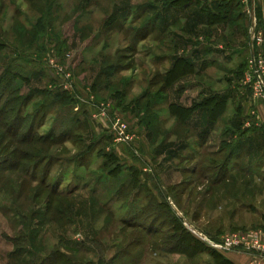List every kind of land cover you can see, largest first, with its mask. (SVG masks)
Segmentation results:
<instances>
[{"label":"rangeland","instance_id":"1","mask_svg":"<svg viewBox=\"0 0 264 264\" xmlns=\"http://www.w3.org/2000/svg\"><path fill=\"white\" fill-rule=\"evenodd\" d=\"M174 1L0 0V131L24 120L18 140H0V162L21 164L0 180V264H53L45 258L55 250L69 264H234L215 244L264 230L256 226L264 224V171L248 176L244 192L225 180L227 163L261 154L250 144L227 162L238 139L224 133L237 91L258 101L245 79L249 49L264 47L259 1L253 11L240 0L233 18L213 27L204 11L217 12L222 0H191L199 19L194 6L178 13ZM194 52V73L167 83L175 62ZM217 90L231 100L207 135V113H189ZM253 109L264 121V104ZM31 126L35 138L64 136L29 143ZM263 158L253 169L264 170ZM180 226L202 243L196 255L166 250Z\"/></svg>","mask_w":264,"mask_h":264},{"label":"crops","instance_id":"2","mask_svg":"<svg viewBox=\"0 0 264 264\" xmlns=\"http://www.w3.org/2000/svg\"><path fill=\"white\" fill-rule=\"evenodd\" d=\"M259 1V6H260V18L257 16L256 12L254 13V16L256 17V21H257V27H259L257 29V31H259V37L264 36V0H258ZM251 2V7L250 10H255V6L257 4V2L255 0H250ZM194 6V10L192 11V15L193 17H197L198 18V14L196 11H200L199 8L196 10V7L198 6V4L196 3H192L190 5V7ZM185 8L184 10H182L181 12L183 14H185L186 10L189 9ZM184 11V12H183ZM191 12V11H190ZM190 12H187L186 14H189ZM199 13V12H198ZM240 19L243 17V14L239 16ZM199 19V18H198ZM248 19L251 23V21L253 20V17L248 16ZM231 18H225L224 17V22L226 21H230ZM236 20V19H235ZM214 22H216L215 17H211L208 19V24L210 27L214 26ZM250 26V25H249ZM212 32H214L215 34V30L212 28L210 29V33L212 34ZM236 32V30H234L233 34ZM216 41V40H215ZM220 53L223 54V52L221 50H224L223 45H217ZM263 50H259V54H263L264 55V47L262 48ZM250 50V54H252V50L251 48ZM211 51V49L209 48L208 51H205V53H209ZM235 51V50H234ZM258 52V50H257ZM197 54L195 53L193 54V66L195 68V70L197 69V62L199 60H195L197 59ZM234 54V53H233ZM232 54V55H233ZM194 56H196L194 58ZM219 57L214 58L212 60V65L215 64L218 60ZM220 59V58H219ZM229 60H232V57L228 58ZM235 60V59H233ZM231 61H229L230 63ZM207 60H205V62H203V64L201 66H203V68L207 65ZM209 63V62H208ZM242 63V61H241ZM243 64V63H242ZM225 80V79H224ZM228 80V84H231V79H227ZM243 88H246L245 86L241 85ZM238 90L240 89L239 87L237 88ZM247 90V89H246ZM238 99H239V106L238 108L235 109L233 116L230 117L229 122L226 124L225 126V136H235L236 139H238V142H236V145H238L235 149V153L233 155H231L230 159L227 161L229 162L231 160V158H233L235 156V154H239L241 153V151L245 148H247L250 144L253 147L259 146L258 150L261 152V154L259 156H248V157H240L237 161V164L235 166H232L234 162L231 161L230 163H227L230 165V170H228L229 175H227L225 177V180L227 182L229 181H238L240 183V186L242 185L241 189L242 192H244V182L249 181L250 178L248 176L251 175H255L258 171H264L261 169H253V165L255 164H259L260 161H262L261 155L263 156L264 153V121L260 120V118L258 116H255L256 114L254 113V109L252 111H250L252 104L254 103H258L259 101L262 102L264 104V99H258L254 100V98H252V95H250V90L247 92H238ZM218 94L221 95H226L228 97V102L227 105L230 102V97L228 94H223V92H219L218 90L213 92L212 94L208 95V97H214ZM250 96V98H249ZM249 101H252L254 103H250ZM250 104V106L248 105V103ZM206 107H199L198 109H196L194 111V113H192L191 116H194L196 113H199L200 116H204L207 113V121H208V130H207V135H210L213 133L214 129L219 125L218 122L220 121V119L224 116V113L216 118V117H212L211 113L208 114V111L205 109ZM227 108V107H226ZM225 112V111H224ZM234 137V138H235ZM241 140V141H240ZM232 142V141H231ZM248 142V143H246ZM245 143V144H243ZM264 161V158H263ZM264 163V162H263ZM238 166V167H237ZM258 170V171H256ZM254 173V174H253ZM259 175H263L262 172ZM264 177V176H263ZM262 177V178H263ZM259 178V177H258ZM259 180V179H258ZM261 219L264 220V213L262 214ZM256 226L258 228L264 227L263 223H257ZM227 254V258L230 259L234 264H264V256L258 254L255 251H251V250H244V249H237L228 253ZM235 256V257H233Z\"/></svg>","mask_w":264,"mask_h":264},{"label":"trees","instance_id":"3","mask_svg":"<svg viewBox=\"0 0 264 264\" xmlns=\"http://www.w3.org/2000/svg\"><path fill=\"white\" fill-rule=\"evenodd\" d=\"M191 0H177L173 2L174 6L175 7H180L179 5H183L181 7V9L178 10V13H181L182 10H184L185 8H188L190 7V5L192 4V2H190ZM217 1V0H215ZM235 0H222L221 2L217 3L215 2V5L217 6L216 10L217 12H213V11H210V12H207V11H204V13L206 12V16L208 18H206V20H208L209 18H213L215 17L216 20H224V17L225 18H233L232 16H234L233 12L234 9L238 6H241V2L240 0H238V3L236 5H234ZM168 4V3H167ZM177 5V6H176ZM238 5V6H237ZM177 11V10H176ZM197 12V11H196ZM201 12H203L201 10ZM198 13V12H197ZM232 15V16H230ZM242 15V14H239V16ZM185 62L187 65L186 68L182 69V70H179L180 67H179V63L178 62ZM195 70L194 66H193V63L191 60H188V59H183L181 58L179 61L175 62L174 66L172 69H170L169 71V78L167 79V83L169 82L170 85L172 84H175L178 82V80L185 76V75H188V74H192L194 73L193 71ZM175 72V73H174ZM170 73H174L175 75L173 77L170 76ZM1 80H2V77H0V85H1ZM169 80V81H168ZM60 97L56 96V98H52L50 99V101L48 102L49 104H51L52 102H55L56 100H58ZM227 102H228V97L226 95H221V94H218L214 97H206L205 99H203L202 103H197L199 104L197 108H192V110L189 108V110H191V112L189 113V115H192V113H194V111L196 109H198L199 107H206L205 109L208 111V114L211 113L212 117H220L226 107H227ZM179 105V110H181V113H183V111L186 109V108H183V106ZM1 106H0V114H1ZM174 108V104H171L170 105V109H171V112L174 113V115H176L177 117H180L182 116L180 113L178 114V112H175L173 110ZM188 109V108H187ZM183 110V111H182ZM188 115V116H189ZM1 118V116H0ZM185 121V120H184ZM24 126V120L22 121H18L17 120V124L14 126L13 124H9V126L7 127L6 125L2 124V131H0V140H2V138L5 136V135H9L10 137H12L13 139L15 140H18L19 139V134L21 132V129L23 128ZM14 128V129H13ZM64 133V132H63ZM62 133V135L58 136V134H55V132H52V133H49L45 136H42L40 138H35L34 136V130L32 128V126L29 128V130L27 131V135H29V139H28V142L29 143H41V142H44V143H51V144H54L58 137H62L64 136V134ZM59 139H62V138H59ZM238 145H235L234 149H236ZM249 148V146L247 147ZM236 151H234L235 153ZM234 153H232L231 155H233ZM255 153V152H254ZM256 154V153H255ZM228 158H230L229 156H227ZM21 168V164L17 163L16 161H9V162H0V180L2 178H4V176L7 174V173H14V172H19ZM30 174V172L27 171V175ZM8 175V174H7ZM33 178H36L35 175H33L30 179L33 180ZM46 176H44L42 179H41V182H40V186H44L45 188H48L46 187ZM54 185V183H53ZM64 191H61L60 190H57V189H52L51 190V193L52 195L54 194L55 196L56 195H69V194H72V193H68V194H64L63 193ZM56 200H54L53 202L54 203H57L55 202ZM62 202L61 200L59 201V203ZM52 204V203H51ZM158 232V231H157ZM155 232V234L157 233ZM149 233L151 234V236L153 238L154 237V231L152 229H150ZM175 234H172L168 240L172 241V244L173 246H171L170 248L166 249L168 250L169 252H175V253H184V254H187L189 256H194L196 255L197 251H201V245L202 243H200L191 233L190 231H188L184 226H180L179 229H176ZM33 239V238H32ZM32 245H33V242H32ZM220 257H222L220 254H219ZM63 258V260H62ZM223 258V257H222ZM53 261H52V260ZM225 259L230 261L232 263V261L230 259H228L226 256H225ZM51 261L53 264H65V263H68L71 262L70 258L68 256H66L65 254H62L60 251H57L55 250L48 258H45V262L46 261Z\"/></svg>","mask_w":264,"mask_h":264},{"label":"built area","instance_id":"4","mask_svg":"<svg viewBox=\"0 0 264 264\" xmlns=\"http://www.w3.org/2000/svg\"><path fill=\"white\" fill-rule=\"evenodd\" d=\"M252 34L255 35V32H252ZM248 66L245 81L247 85L251 86L255 98L264 99V59L256 49L252 50ZM118 128L120 130L119 134L125 139L122 134L126 133V125L118 122ZM122 137H119V140ZM126 139H130V136L127 135ZM215 246L223 248L224 253L244 249L255 251L264 256V230L230 233L226 236L225 244L216 243Z\"/></svg>","mask_w":264,"mask_h":264}]
</instances>
